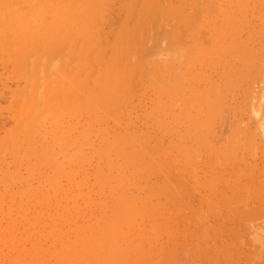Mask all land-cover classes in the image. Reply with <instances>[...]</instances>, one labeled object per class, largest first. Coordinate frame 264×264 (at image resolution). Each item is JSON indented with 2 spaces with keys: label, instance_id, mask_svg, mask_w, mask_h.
Instances as JSON below:
<instances>
[{
  "label": "rangeland",
  "instance_id": "1",
  "mask_svg": "<svg viewBox=\"0 0 264 264\" xmlns=\"http://www.w3.org/2000/svg\"><path fill=\"white\" fill-rule=\"evenodd\" d=\"M146 1L145 26V1L110 0L64 32L65 5L51 40L37 21L0 45V264H264V0Z\"/></svg>",
  "mask_w": 264,
  "mask_h": 264
},
{
  "label": "bare ground",
  "instance_id": "2",
  "mask_svg": "<svg viewBox=\"0 0 264 264\" xmlns=\"http://www.w3.org/2000/svg\"><path fill=\"white\" fill-rule=\"evenodd\" d=\"M100 1H102V2H100ZM110 0H87V1H85V0H0V45H1V47L2 48H4V47H6V49H7V47H8V45H12V44H14L15 45V43H16V45L18 46V48H17V46L15 47V49H19V46H20V43H18V38L20 39V36H21V34L23 35V37L22 38H24L25 40H22V38L20 39V41L19 42H21V45L23 44H27L28 45V43L27 42H29L30 43V40L32 39V37L34 36V31L31 29L32 28V23H37V21H39V27L38 26H36L37 27V30H38V34H37V37H35V39L37 40V38H43V39H45V37L47 36V32L46 31H48V32H51V29H47L48 28V25L47 26H45L46 24H45V15L47 14H49V11H51V15L52 16H50V17H55V13L56 14H60V16H58V18L60 17L61 18V16H62V14L63 13H65L66 12V10L63 12V13H61V11H63L62 10V8L61 7H63V9L65 8V9H69V13L67 14V12H66V14L70 17L69 19H68V21H69V23L66 21L65 22V20H66V14H63V16H62V18H63V22H61V23H64L63 25H65V24H67L66 25V27L65 26H63V27H65V28H63V30H64V32H66V31H68V29H69V27H71V25H72V21H74L73 23H75V28H77V29H79L81 26L82 27H85V25L86 24H88V25H92V23H93V21L92 20H94V19H96V20H98V19H101L100 17H102L103 15V13L104 12H102V14L100 15V13H99V11L101 12V10H99V9H103V10H105L104 9V6H105V4H107L108 2H109ZM112 1V0H111ZM142 1V0H141ZM143 1H145L144 3H142V4H144V6L142 7V12H145V16H144V13L142 14L141 13V15L138 17V19H140V21L138 22V23H140L141 21V23H142V25H144L145 26V23H147V20H149V17H150V15H151V12H152V10H153V8H152V10H151V8H149L150 7V5L148 6L147 4H145L146 2L148 3V1H146V0H143ZM162 1V0H161ZM166 1V0H165ZM167 1H170V0H167ZM226 1V0H225ZM100 2V3H99ZM236 2V4L237 3H240L241 4V2H237V1H235ZM235 2H234V5H236L235 4ZM129 3V2H128ZM138 3V2H137ZM150 3V2H149ZM169 4H167V5H171L172 6V3H171V1L170 2H168ZM49 4V5H48ZM117 4V3H116ZM155 4V3H154ZM205 4V3H204ZM62 5H64V6H62ZM67 6V8H66V6ZM112 5V4H111ZM147 5V6H146ZM157 4H155V6H156ZM159 5H161L160 3H159ZM193 5H196V3L194 4L193 3ZM192 5V6H193ZM75 6V7H74ZM108 6V5H107ZM117 6V5H116ZM141 6V5H140ZM146 6V8L144 9V7ZM176 6V5H175ZM207 6V5H206ZM237 6V5H236ZM78 7H80V8H78ZM118 7V6H117ZM127 7H128V5H127ZM127 7L125 8V9H127ZM148 7V8H147ZM157 7V6H156ZM159 7V6H158ZM178 7V6H177ZM181 7V6H180ZM202 7H204V6H202ZM202 7H200V8H202ZM52 8H54V9H52ZM56 8L57 9H59L60 8V10H56ZM79 10V11H75V10H77V9ZM98 8V10H94V9H97ZM115 8V7H114ZM205 8V7H204ZM74 9V10H73ZM80 9H82L83 11H81ZM93 9V10H92ZM121 9V8H120ZM124 9V8H123ZM131 9V8H130ZM151 10L150 11V13H149V15H148V12H149V10L148 11H144V10ZM203 9V8H202ZM202 9H200V10H202ZM26 10V11H25ZM92 10V11H91ZM112 10V9H111ZM117 10V9H116ZM167 10V9H166ZM204 10V9H203ZM46 11H48V13L46 12ZM53 11H55V13L53 12ZM59 11H60V13H59ZM74 11V12H73ZM87 11H89L88 13H90V11L92 12V13H90L89 15H91L92 14V16H93V11H95L96 12V15H94L93 16V18L95 17V16H97V13H99L98 15H100L99 17H98V19L97 18H92V20L90 19H88V13H87ZM106 11V10H105ZM122 11V10H121ZM140 11H141V9H140ZM162 11H163V9H162ZM174 11V13H178L179 11H175V10H173ZM204 11H206V8H205V10ZM225 11V10H224ZM45 12H46V14H45ZM72 12H73V15H71L72 14ZM117 12H119L118 10H117ZM125 12V14H128L129 12H127V11H124ZM127 12V13H126ZM164 13H167V12H165V11H163ZM204 13H206V12H204ZM219 13H222V11L221 12H219ZM106 14V13H105ZM231 14V13H230ZM47 15H46V17H47ZM65 15V16H64ZM164 16H167V15H165V14H163ZM171 15H174L173 13L171 14V13H169V16H171ZM196 15V14H195ZM203 15H205V14H203ZM222 15V14H221ZM232 15V14H231ZM73 16V17H72ZM113 16V15H112ZM124 16V15H123ZM128 16V15H127ZM147 16V17H146ZM187 16L189 17L188 19H191V17H192V15L190 16V13H189V15L187 14ZM232 16H234V15H232ZM56 17H57V15H56ZM106 17V16H105ZM143 19H147V20H143ZM41 18H42V20H41ZM60 18H59V20H60ZM194 18V17H193ZM48 19V18H47ZM72 19V20H71ZM113 19V18H112ZM134 19H136V18H134ZM178 21H179V19L178 18H176ZM175 19V20H176ZM124 20V19H123ZM137 20V19H136ZM136 20H135V22H136ZM177 20L176 21H174L173 23H175V22H177ZM223 20V19H222ZM50 21V20H49ZM56 21H57V18H56ZM55 21V22H56ZM102 21V20H101ZM105 21V20H104ZM145 21V22H144ZM100 22V21H99ZM120 22V21H119ZM121 22H123V21H121ZM135 22L133 23V24H135ZM154 22V21H153ZM153 22H151V24L153 23ZM212 22V21H211ZM49 23H51V22H49ZM58 23H60V21L58 22ZM57 23V24H58ZM83 23V25H81L80 26V24H82ZM86 23V24H85ZM109 23V22H108ZM149 23V22H148ZM158 23V22H157ZM172 23V24H173ZM214 23V22H213ZM41 24V25H40ZM51 24H53L54 26H56L57 27V25H56V23H51ZM71 24V25H70ZM120 24V23H119ZM122 24V23H121ZM150 24V25H151ZM154 24V23H153ZM156 24V23H155ZM155 24H154V26H155ZM169 24V23H168ZM62 25V24H61ZM70 25V26H69ZM132 25V24H131ZM31 27V28H28V27ZM49 26H51L50 24H49ZM60 26V25H59ZM67 26H69L68 28H67ZM77 26H80V27H77ZM95 26L97 27V23L95 24ZM99 26V25H98ZM107 26V25H106ZM113 26V25H112ZM117 26H119V25H117ZM123 26V25H122ZM126 26H127V24H126ZM149 26V25H148ZM152 26V25H151ZM41 27V28H40ZM74 27V26H73ZM81 27V28H82ZM92 27H94L93 25L90 27V29L92 28ZM95 27V28H96ZM103 27V26H102ZM108 27H110V26H108ZM131 27H133V25L131 26ZM131 27H129V28H131ZM163 27V26H162ZM199 27V26H198ZM201 27V26H200ZM41 30H40V29ZM67 28V30L65 31V29ZM101 28V27H100ZM122 28H124V26L122 27ZM128 28V29H129ZM146 28V27H145ZM148 28V27H147ZM151 28V27H150ZM153 28V27H152ZM155 28L157 29V27L155 26ZM180 28V27H179ZM211 28V27H210ZM45 29H46V31H45ZM55 29V28H54ZM60 29V28H59ZM71 29V28H70ZM73 29V28H72ZM77 29H75L76 31H77ZM83 30H84V28H82ZM133 29H134V27H133ZM132 29V30H133ZM154 29V28H153ZM165 29V28H164ZM30 30H31V32H30ZM61 30H62V28H61ZM80 30V29H79ZM78 30V31H79ZM83 30L81 31V33L83 32ZM93 30H94V28H93ZM102 30V29H101ZM122 30V29H121ZM126 30H127V28H126ZM125 30V33H124V35L123 36H125V38L127 37L125 34H126V31ZM137 30V29H136ZM139 30V29H138ZM160 30V29H159ZM33 31V32H32ZM88 31V30H87ZM97 31V30H96ZM103 31V30H102ZM101 31V32H102ZM110 31V30H109ZM131 31V30H130ZM145 31V30H144ZM144 31H143V34H144ZM156 30L154 29V31L152 32V33H154ZM161 31L163 32V30L161 29ZM228 31V30H227ZM69 32H70V30H69ZM93 32V31H92ZM100 32V33H101ZM107 32V31H106ZM124 32V31H123ZM133 32H135V30H133V31H131V34L133 33ZM137 32H139V31H137ZM136 32V36L137 35H139L138 33ZM148 32V31H147ZM146 32V33H147ZM157 32V31H156ZM155 32V33H156ZM30 33H32V34H30ZM59 33H60V31H59ZM68 33V32H67ZM80 32H78V34L77 35H79V36H81L80 34H79ZM89 33H90V31H89ZM116 33H117V35H118V32L116 31L115 32V34H114V36L116 35ZM121 33H122V31L120 32V36L118 37V38H120L121 37ZM155 33H154V37L156 36L155 35ZM179 33V32H178ZM209 33H211V32H209ZM17 34H18V37H16L17 36ZM84 34V33H83ZM96 33H94V35H95ZM99 34V33H98ZM51 35V34H50ZM60 35H63V33H61ZM68 35H72V34H68ZM85 35V34H84ZM84 35H82V39L81 40H83L84 39ZM88 35V34H87ZM93 35V34H92ZM129 35V34H128ZM146 35V34H145ZM148 35V34H147ZM178 35V34H177ZM181 35V34H180ZM212 35V34H211ZM45 36V37H44ZM56 37H57V35H55ZM59 36V35H58ZM66 36V35H65ZM99 36V35H98ZM105 36V35H104ZM103 36V37H104ZM109 36V35H108ZM142 36V35H141ZM150 36V35H149ZM153 36V35H152ZM151 36V37H152ZM48 37V36H47ZM50 37V36H49ZM48 37V38H49ZM54 37V35L52 36V38ZM61 37V36H60ZM90 37H92V36H90ZM90 37H86V38H90ZM112 37H113V35H112ZM138 37V36H137ZM139 37H140V35H139ZM16 38H17V40H16ZM28 38V39H27ZM47 38V39H48ZM64 38H66V37H64ZM79 37H77V39H78ZM106 38V37H105ZM115 38V37H114ZM145 38V37H144ZM147 38V37H146ZM30 39V40H29ZM33 39H34V37H33ZM34 39V40H35ZM43 39H42V41H43ZM66 39H68V37L66 38ZM102 39V38H101ZM117 39V38H116ZM115 39V40H116ZM123 39V38H122ZM156 39V38H155ZM27 40V41H26ZM35 40V41H36ZM50 40H51V37H50ZM53 40H55V38L53 39ZM63 40V39H62ZM61 40V41H62ZM80 40V39H79ZM80 40V41H81ZM88 40H90V39H88ZM93 40H94V38H93ZM98 40H99V38H98ZM117 40H119V39H117ZM123 40H125V39H123ZM128 40H129V38H128ZM25 41V42H24ZM57 41V40H56ZM56 41H54V44H55V42ZM86 41V40H85ZM135 41H138V39H136ZM140 41V40H139ZM31 42H33V40L31 41ZM43 42H45L46 43V40L45 41H43ZM47 42H48V40H47ZM50 42V41H49ZM51 42H53V41H51ZM60 42V41H59ZM83 42V41H82ZM95 42V41H94ZM93 42V43H94ZM114 42V41H113ZM116 42H119V41H116ZM115 42V43H116ZM126 42H127V40H126ZM131 42V41H130ZM141 42V41H140ZM149 42V41H148ZM39 43H41V42H39ZM81 43V42H80ZM87 43V42H86ZM86 43H85V45H86ZM96 43H98V45H99V47L101 46L100 44L101 43H99V42H96ZM106 42H104V44H105ZM114 43V44H115ZM122 43V42H121ZM127 43H129V41L127 42ZM31 44V46H33L32 44L33 43H30ZM43 44V45H42ZM41 45L42 46H44V43H42ZM47 44V43H46ZM52 44V43H51ZM82 44V43H81ZM91 44V43H90ZM107 44V43H106ZM106 44H105V46H106ZM124 44H125V42H124ZM138 44V43H137ZM140 44V43H139ZM2 45H4V47L2 46ZM6 45V46H5ZM22 45V46H23ZM36 45V44H35ZM89 44H87V46H88ZM131 45V44H130ZM222 45V44H221ZM30 46V45H29ZM51 46V45H50ZM63 46H65L64 44H63ZM83 46H84V44H83ZM82 46V47H83ZM87 46H85V47H87ZM92 46V45H91ZM90 46V47H91ZM104 46V47H105ZM116 46V45H115ZM115 46H111V47H115ZM120 46H122L121 44H120ZM213 46H214V44H213ZM215 46H216V43H215ZM25 48H26V50H28V51H30L29 49H28V47H26V46H24ZM24 47H22V49L24 48ZM36 47V46H35ZM47 47V46H46ZM85 47H83V49L85 50ZM94 47V46H93ZM103 47V48H104ZM135 47V46H134ZM141 47H143V46H141ZM244 47V46H243ZM1 48V49H2ZM25 48L23 49V51L25 50ZM39 48H41L40 46H39ZM48 48V47H47ZM53 47H51L50 48V50L52 49ZM95 48H96V46H95ZM94 48V49H95ZM107 48H109V47H107ZM117 47H115L114 49H116ZM120 48V47H119ZM122 48V47H121ZM126 48V47H125ZM125 48H124V50H125ZM148 48V47H147ZM5 49V50H6ZM21 49V48H20ZM93 49V50H94ZM100 49V48H99ZM132 49V48H131ZM150 49V48H149ZM148 49V50H149ZM202 49V48H201ZM33 50V49H32ZM60 50V49H59ZM101 50H103V49H101ZM144 50V49H143ZM247 50V49H246ZM35 50H33V52H30V54H32V53H34V55L33 56H35V53L37 52V51H35ZM74 51V50H73ZM199 51H201L202 52V50H200L199 49ZM20 53H21V51H19ZM27 52V51H26ZM39 52V51H38ZM51 52V51H50ZM53 52H54V50H53ZM52 52V53H53ZM93 53H94V51H92ZM95 52H98V51H95ZM102 51H100L99 53H101ZM103 52H105V51H103ZM111 52V51H110ZM109 52V53H110ZM113 52V51H112ZM144 52V51H143ZM243 52V51H242ZM11 53V52H10ZM17 53V52H16ZM19 53V54H20ZM28 54H29V52H27ZM40 53V52H39ZM73 53H75V52H73ZM88 53V52H87ZM91 53V52H90ZM108 53V54H109ZM131 53V52H130ZM22 54V53H21ZM20 54V55H21ZM29 54V55H30ZM37 54V53H36ZM63 54V53H62ZM92 54V53H91ZM114 54H117L116 52H115V50H114ZM133 54V53H132ZM142 54V53H141ZM202 53H200V55H201ZM55 55L56 54H54V55H52L51 57H50V54H49V56H48V58H49V60L50 61H54V59L56 60V57H55ZM83 55V54H82ZM97 57H98V55L97 54H95ZM16 56V55H15ZM14 56V57H15ZM33 56H30V58L31 59H28V62L29 63H31L32 62V65H33V62H34V60H36V59H34L33 58ZM43 56H46V55H43ZM91 56H93V55H91ZM110 56V55H109ZM112 56H113V54H112ZM20 57V56H19ZM19 57H17V58H19ZM29 57V56H28ZM40 57V56H39ZM60 57V56H59ZM58 57V58H59ZM63 57V56H62ZM95 57V56H94ZM101 57V56H100ZM22 58H23V56H22ZM42 58H44V57H42L41 56V61L43 60ZM48 58H46V59H48ZM52 58H54V59H52ZM81 58H84V55L81 57ZM111 58V57H110ZM114 60H115V58H114V56L112 57ZM243 58V57H242ZM32 59H33V61H32ZM39 61H40V59L39 58H37ZM64 59V58H63ZM63 59H62V61H63ZM139 59V58H138ZM141 59V58H140ZM16 60V59H15ZM29 60H31V61H29ZM45 60V59H44ZM86 60V59H85ZM89 60V59H88ZM87 60V61H88ZM109 61H111V59H108ZM4 61V60H3ZM19 61V60H18ZM17 61V62H18ZM23 61H25V60H23ZM92 61V60H91ZM94 61V60H93ZM92 61V62H93ZM96 61H97V63H98V60L96 59ZM103 61V60H102ZM108 61V62H109ZM136 61V60H135ZM16 62V61H15ZM14 62V63H15ZM16 62V63H17ZM21 62V61H20ZM36 62V61H35ZM34 62V63H35ZM45 62H47V60L45 61ZM44 62V63H45ZM59 62V61H58ZM86 62V61H85ZM13 63V64H14ZM16 63H15V65H16ZM24 62H22V64H23ZM48 63V62H47ZM46 63V64H47ZM51 62H49L48 64H50ZM60 63V62H59ZM88 63H90L89 61H88ZM95 62H93V64H94ZM100 63V62H99ZM132 63V62H131ZM142 63V62H141ZM22 64H20L21 66H22ZM27 63H26V61H25V64H23V66L22 67H20L19 66V64L17 65V67L19 66L20 67V70H23L24 68L23 67H25L24 65H26ZM47 64V65H48ZM52 64V63H51ZM62 64V63H61ZM143 64V63H142ZM14 65V66H15ZM31 65V66H32ZM39 65H41V63L39 64ZM38 65V66H39ZM42 65H43V63H42ZM47 65H45L47 68L48 67H51V66H47ZM87 65V64H86ZM104 65V64H103ZM108 65V64H107ZM28 66H30V65H28ZM35 66V65H34ZM33 66V67H34ZM62 66H63V64H62ZM88 66V65H87ZM90 66H93V65H90ZM89 66V67H90ZM105 66V65H104ZM135 66V65H134ZM53 67V66H52ZM61 67V66H60ZM86 67V66H85ZM93 67H95V66H93ZM15 68V67H14ZM14 68H12V69H14ZM23 68V69H22ZM37 68V67H36ZM47 68H46V71H47ZM102 68V67H101ZM108 68V67H107ZM107 68H105V70H103V71H106L107 72ZM16 69H18L19 70V68H16ZM29 68H27V71H29L28 70ZM38 69H39V67H38ZM49 69V68H48ZM54 69V68H53ZM113 68H111V69H109V70H112ZM17 70V71H18ZM19 70V71H20ZM26 70V69H25ZM55 70V69H54ZM63 70V69H62ZM77 70H79V69H77ZM86 70V69H85ZM84 70V71H85ZM88 70H94V69H88ZM118 70V69H117ZM41 71L42 70H40V73H41ZM67 71V70H66ZM102 71V72H103ZM114 71V70H113ZM25 72V71H24ZM32 72V71H31ZM35 72V71H34ZM48 72V71H47ZM51 72H53V70L51 69V71H50V73H48V74H50L51 75ZM59 72V71H58ZM81 72V71H80ZM100 72V71H99ZM101 72V73H102ZM116 72V71H115ZM114 72V73H115ZM118 72V71H117ZM13 73H14V71H13ZM22 73V72H21ZM29 73V72H28ZM55 73H57V72H55ZM75 73V72H74ZM73 73V74H74ZM104 73V72H103ZM102 73V74H103ZM113 73V74H114ZM126 73H128V72H126ZM125 73V74H126ZM135 73V72H134ZM24 74V73H23ZM27 74V73H26ZM38 74V73H37ZM80 74V73H79ZM84 74V73H83ZM86 74V73H85ZM97 74V73H96ZM107 74H108V72H107ZM109 74H110V71H109ZM117 74H120V73H117ZM116 74V75H117ZM123 74V73H122ZM15 75L17 76V73H15ZM20 75V74H19ZM31 75H33V74H31ZM43 75V74H42ZM45 75V74H44ZM74 75H76V74H74ZM73 75V76H74ZM81 75V74H80ZM88 75H90L91 76V74L89 73ZM101 75V74H100ZM103 75H106V74H103ZM103 75H101L102 76V79H101V81H100V78L101 77H99V73L96 75L97 76V78L95 77V79H97V81H98V79H99V82L100 83H98L97 81H96V83H94L95 84V86H97V83H98V86H99V84H102L101 82H103L102 80H104L103 79ZM112 75V74H111ZM121 75V74H120ZM131 75H132V73L130 74V77H131ZM146 75V74H145ZM22 76V75H21ZM27 76V75H26ZM36 75H34V77H35ZM38 76V75H37ZM68 76V75H67ZM72 76V75H71ZM78 76V75H77ZM90 76H87V77H89L88 78V80L90 79ZM118 76V75H117ZM29 77V76H28ZM39 77V76H38ZM45 77V76H44ZM43 77V78H44ZM66 77V76H65ZM75 77V76H74ZM81 77H82V75H81ZM86 77V76H85ZM99 77V78H98ZM108 77V76H107ZM106 77V78H107ZM129 77V76H128ZM129 77V78H130ZM18 78V77H17ZM16 78V79H17ZM24 78V77H23ZM22 78V79H23ZM31 78V77H30ZM33 78V77H32ZM37 78V77H36ZM36 78H34V79H36ZM41 78V77H40ZM39 78V79H40ZM42 78V79H43ZM76 78V77H75ZM83 78H84V76H83ZM94 78V77H93ZM15 79V78H14ZM20 79V78H19ZM66 79V78H65ZM64 79V81H66ZM68 79V78H67ZM78 79V78H77ZM95 79H93V81H95ZM44 80H46V79H44ZM85 79H83V81H84ZM88 80L86 81V82H88ZM130 80V79H129ZM20 81V80H19ZM26 81V80H25ZM27 81H29V80H27ZM26 81V82H27ZM40 81V80H39ZM47 81V80H46ZM45 81V82H46ZM81 81H82V78H81ZM81 81H77L78 83H80ZM108 81V80H107ZM128 81V80H127ZM72 82V81H71ZM105 82V81H104ZM110 82L111 81H109V85H110ZM33 83V82H32ZM40 83H41V81H40ZM66 83V82H65ZM81 83H83V82H81ZM90 83V82H89ZM192 83H193V81H192ZM34 84V83H33ZM43 84V87H42V85H41V89L43 90V92H44V90H46L44 87H45V83L43 82L42 83ZM48 84V83H47ZM50 84H51V82H50ZM49 84V85H50ZM67 84V83H66ZM69 84H71V83H69ZM75 84V83H74ZM86 84V83H85ZM88 84V83H87ZM73 85V84H72ZM72 85L71 86H68V88H70V87H72ZM79 85V84H78ZM90 85V84H89ZM104 85V84H103ZM32 87H34V85H31ZM30 86V88H32ZM48 86V85H47ZM67 86V85H66ZM100 86H102V85H100ZM51 87V86H50ZM76 87V86H75ZM83 87V84H81L80 85V89H84V87ZM93 87V86H92ZM91 87V85H90V89L92 88ZM35 88V90H36V87H34ZM52 88V87H51ZM74 88V87H73ZM72 88V89H73ZM95 88V87H94ZM100 88H102V87H100ZM23 89V88H22ZM38 89H39V87H38ZM58 89V88H57ZM67 89V88H66ZM78 89V88H77ZM111 89V88H110ZM110 89L109 90H107V94L103 91V93H105L106 94V96L107 95H110L111 94V92H109V94H108V91H110ZM21 91V89H18V91ZM33 90V89H32ZM42 90H40L41 91V94L43 95L44 93H42ZM92 90V89H91ZM96 91H97V89H95ZM17 91V92H18ZM22 91H24V90H22ZM38 91V90H37ZM70 91V90H69ZM72 91V90H71ZM94 91V90H93ZM118 91V90H117ZM31 92V91H30ZM33 92V91H32ZM32 92H31V94H32ZM65 92V91H64ZM73 92H74V90H73ZM78 92V91H77ZM80 93H81V91H79ZM83 92L84 91H82V94H83ZM99 92V91H98ZM24 93V92H23ZM37 93H39V91L37 92ZM47 93V92H46ZM72 93V92H71ZM101 93V92H100ZM116 94H117V92H115ZM22 94V93H21ZM25 94H28V93H25ZM41 94H39V96L41 95ZM49 94V93H48ZM55 94V93H54ZM69 94V93H68ZM116 94H114L115 96H117ZM17 95H19V94H17ZM17 95H15V96H17ZM33 95V94H32ZM45 95V94H44ZM58 95V94H57ZM65 95H66V93H65ZM75 95H77L76 93H75ZM81 95V94H80ZM80 95H77V96H79V98H81L80 97ZM96 96L98 95V97H103V96H101V95H103L102 93L99 95L98 93H96L95 94ZM14 96V97H15ZM49 96H52V95H50L49 94ZM66 96H68V95H66ZM84 96H85V93H84ZM92 96V95H91ZM94 96V95H93ZM20 97H22V95H20ZM25 97V96H24ZM33 97V96H32ZM45 97V96H44ZM44 97H42L41 96V98H44ZM108 97V96H107ZM15 98H17V97H15ZM26 98H27V96H26ZM25 98V99H26ZM36 99H37V96L35 97ZM39 98V97H38ZM46 98V97H45ZM44 98V99H45ZM58 98V97H57ZM69 98V97H68ZM104 98V97H103ZM14 99V98H13ZM34 99V98H33ZM40 99V98H39ZM39 99H37V100H39ZM47 99V98H46ZM46 99L44 100V101H46ZM49 99V98H48ZM47 99V100H48ZM51 99H52V97H51ZM83 99V98H82ZM101 99V98H100ZM14 100H16V99H14ZM18 100H19V97H18ZM17 100V101H18ZM60 100V99H59ZM85 100H86V98H85ZM105 100H107V99H105ZM24 101V100H23ZM44 101L42 102V104L44 103ZM60 101H62V100H60ZM67 101V100H66ZM81 101V100H80ZM80 101H78L77 103H79ZM87 102L89 101V100H86ZM187 101V100H186ZM25 103H26V100L24 101ZM34 102H36V101H34ZM63 102V101H62ZM82 102V101H81ZM86 102V103H87ZM96 102V104H97V101H95ZM104 102V101H103ZM18 103V102H17ZM28 103V102H27ZM38 103L39 104H41L40 103V101H38ZM37 103V104H38ZM47 103V102H46ZM60 104V102L59 101H57L56 103H54V105H48V103L47 104H43L42 106L43 107H41L40 108V110L42 109H47L48 108V106L50 107V106H54V107H56L55 105H57V104ZM69 103H70V101H69ZM68 103V104H69ZM13 104H15V101H14V103ZM19 104H20V102H19ZM16 105L15 106V109H13V111L12 112H15V114H18L16 111H14V110H20V108H19V106L20 105ZM39 104L38 105H36L38 108H36V110L37 109H39ZM63 104V103H62ZM67 104V105H68ZM73 104V103H72ZM25 104L23 103L22 104V106H24ZM66 105V106H67ZM75 105V104H74ZM102 105V104H101ZM59 107H60V105H58ZM89 106V105H88ZM91 106V105H90ZM92 106H94V105H92ZM64 107V106H63ZM69 107H70V104H69ZM69 107H67V108H69ZM73 107V106H72ZM75 107V106H74ZM17 108V109H16ZM25 108V107H24ZM53 108V107H52ZM61 108V107H60ZM83 108V107H82ZM91 108V107H90ZM184 108V107H183ZM32 109H33V107H32ZM45 109V110H46ZM54 109V108H53ZM59 109V108H58ZM58 109H55V110H57L58 111ZM62 109V108H61ZM64 109V108H63ZM62 109V110H63ZM71 109V108H70ZM73 109V108H72ZM75 109V108H74ZM81 109V108H80ZM84 109V108H83ZM22 110H24V109H22ZM39 110V111H40ZM50 110V109H49ZM69 110V109H68ZM82 110V109H81ZM86 110V109H85ZM31 111V110H30ZM29 111V112H30ZM67 111V110H66ZM71 111V110H70ZM74 110H72V112H73ZM18 112H20V111H18ZM55 112V111H54ZM62 112V111H61ZM68 112V111H67ZM72 112H71V114H72ZM198 112V111H197ZM35 113H37V112H35ZM51 113H52V111H51ZM75 113V112H74ZM78 113V112H77ZM13 114V113H12ZM30 114L32 115V113L30 112ZM29 114V115H30ZM66 114H68V113H65V115ZM70 114V113H69ZM214 114V113H213ZM219 114V113H218ZM14 115V114H13ZM12 115V116H13ZM33 115L34 116H30L31 117V119L33 118V117H35V114L33 113ZM61 115H63V114H61ZM64 115V116H65ZM73 115V114H72ZM75 115V114H74ZM15 116H17V115H15ZM25 116V115H24ZM26 116H28V115H26ZM59 116V115H58ZM70 116V115H69ZM75 116H77V115H75ZM36 118V117H35ZM70 118V117H69ZM72 118V117H71ZM16 119V118H15ZM24 121V120H23ZM109 121V120H108ZM32 122V121H31ZM34 122V121H33ZM93 122V121H92ZM13 123H15V122H13ZM23 123V122H22ZM25 124V123H24ZM214 124V123H213ZM29 125V124H28ZM27 125V126H28ZM31 125V124H30ZM58 125V124H57ZM79 125V124H78ZM33 126V125H32ZM207 126V125H206ZM29 127V126H28ZM60 127V126H59ZM21 128V127H20ZM31 128V127H30ZM13 129V128H12ZM17 129V128H16ZM22 129L24 130V128L22 127ZM11 130V129H10ZM28 131V130H27ZM23 132V131H22ZM22 132H21V134H22ZM56 132V131H55ZM6 133V132H5ZM8 133V132H7ZM6 133V134H7ZM14 133V132H13ZM18 133H20V132H18ZM27 134V133H26ZM30 134H32V133H30ZM34 134V133H33ZM73 134V133H72ZM12 135V134H11ZM19 135L20 134H18V136H17V138L19 137ZM204 135V134H203ZM15 136H16V134H15ZM26 136H28V134L26 135ZM55 137V136H54ZM71 137V136H70ZM27 138V137H26ZM29 138V137H28ZM11 139H12V136H11ZM15 139V138H14ZM7 141H8V137H7V139H6ZM6 140H5V142H6ZM20 140V139H19ZM27 140V139H26ZM17 141V140H16ZM16 141H15V143H16ZM30 141V140H29ZM29 141H27V142H29ZM98 141V140H97ZM3 142V141H2ZM10 142V141H9ZM18 142V141H17ZM26 142V141H25ZM84 142V141H83ZM136 142V141H135ZM0 143H1V138H0ZM4 143V142H3ZM7 143V142H6ZM2 144V143H1ZM8 144V143H7ZM10 144V143H9ZM62 144V143H61ZM5 145V146H4ZM2 144V147L4 146V148H3V150L5 149V147L7 146L6 144ZM22 145V144H21ZM81 145V144H80ZM9 146V145H8ZM16 146H18L19 147V145L17 144ZM11 147H12V145H11ZM204 147H206V146H204ZM208 147V146H207ZM10 148V147H9ZM207 149V148H206ZM7 150V149H6ZM1 151V150H0ZM9 151V150H8ZM15 151H16V148H15ZM3 152V151H2ZM10 152H12V150L10 151ZM6 153H7V151H6ZM56 153V152H55ZM43 154V153H42ZM2 155V154H1ZM9 155V154H8ZM7 155V156H8ZM45 156V155H44ZM44 156H43V158H44ZM49 156V155H48ZM45 158H46V156H45ZM41 159H42V157H41ZM50 160V159H49ZM39 162V161H38ZM51 162V161H50ZM52 165V164H51ZM50 165V166H51ZM49 166V167H50ZM43 167V166H42ZM44 173V172H43ZM40 176V175H39ZM13 188V187H12ZM70 188V187H69ZM49 208V207H48ZM78 213V212H77ZM12 214V213H11ZM70 215V214H69ZM64 216V215H63ZM67 216V215H66ZM62 218V217H61ZM41 220V219H40ZM39 220V221H40ZM59 220H60V218H59ZM64 220V219H63ZM58 222H60V221H58ZM62 224V223H61ZM61 224H60V226H61ZM59 225V224H58ZM62 227V226H61ZM5 234V233H4ZM18 234V233H17ZM16 235V234H15ZM10 237V236H9ZM10 239H12V237L10 238ZM30 239V238H29ZM19 241V240H18ZM9 242V241H8ZM15 242V241H14ZM11 243L13 244V239H12V241H11ZM15 243H17V241L15 242ZM18 244V243H17ZM20 244V243H19ZM27 245V244H26ZM22 247V246H21ZM3 249V248H2ZM29 249V248H28ZM4 250V249H3ZM11 251V250H10ZM3 253V252H2ZM7 253V252H6ZM8 256V255H7ZM6 257V256H5Z\"/></svg>",
  "mask_w": 264,
  "mask_h": 264
}]
</instances>
